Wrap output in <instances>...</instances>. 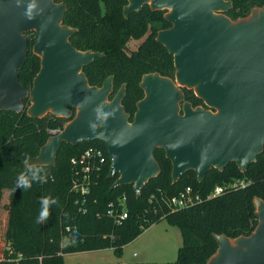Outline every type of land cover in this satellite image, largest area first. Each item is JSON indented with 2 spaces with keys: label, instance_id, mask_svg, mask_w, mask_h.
<instances>
[{
  "label": "water",
  "instance_id": "1",
  "mask_svg": "<svg viewBox=\"0 0 264 264\" xmlns=\"http://www.w3.org/2000/svg\"><path fill=\"white\" fill-rule=\"evenodd\" d=\"M34 4L31 18L28 6ZM148 4L166 10L171 26L156 41L173 55L175 77L143 75V97L130 121L112 77L89 85L83 67L98 51H81L69 38L75 29L62 23L66 6L55 0H0V112L42 117L52 113L70 120L51 135L31 165H54L59 148L99 140L110 159L111 188L131 184L136 195L160 172L154 157L164 150L172 183L194 171L201 181L211 168L235 163L240 171L264 149V7L237 20L224 14L230 0H127L123 14ZM34 32L32 53L40 66L27 89L19 80L29 51L26 33ZM193 89L207 108L184 100ZM257 224L247 236L215 235L216 252L205 264H264V200L255 197Z\"/></svg>",
  "mask_w": 264,
  "mask_h": 264
},
{
  "label": "trees",
  "instance_id": "2",
  "mask_svg": "<svg viewBox=\"0 0 264 264\" xmlns=\"http://www.w3.org/2000/svg\"><path fill=\"white\" fill-rule=\"evenodd\" d=\"M55 1L66 6L62 23L75 29L69 38L72 45L81 51L103 53L83 67L88 84L101 86L109 76L115 90L123 84L122 105L131 121L136 103L144 95L139 86L143 75L158 73L175 77L173 55L156 41L159 30L147 19L159 15L161 29L169 28L171 24L161 14L164 10H152L146 4L139 12L125 17L123 7L127 0ZM230 1L232 6L224 14L232 20L248 16L254 7H264V0ZM26 37L29 46L33 44L35 33L28 32ZM39 66V56L28 51L19 71V80L27 89L31 88ZM182 91L184 100L193 107L207 108L193 89L182 87ZM23 104L21 112H0V201L3 193H7L3 203L6 214L0 239L4 247L0 264H66L63 262L65 253L108 247L119 254L125 244L162 219L181 231L182 244L174 264H205L216 252L215 235L224 234L233 239L254 230L257 224L254 198L264 200V149L244 171L235 163H229L223 170L211 168L201 181L190 170L175 183H172L171 163L164 150L156 149L154 157L160 172L143 186L139 195L131 184L111 188L116 176H107L108 164L82 202L81 197L70 190L74 176L70 159L79 156L86 147L95 146L104 151L110 163L106 146L99 140L82 141L77 145L64 143L54 165H35L42 168L39 175L44 176L46 182L32 181L27 190L16 188L17 177L25 170V157L36 156L53 135L51 131L58 133L70 120L52 113L32 117L27 113L29 100L25 99ZM236 180L247 184L231 186ZM215 185L224 187L223 192L208 197ZM186 186L199 193L201 201L172 209L167 199ZM123 195L128 217L114 223L105 214L107 204ZM42 197L50 200V215L44 223H37L43 210ZM66 227H70L69 231Z\"/></svg>",
  "mask_w": 264,
  "mask_h": 264
},
{
  "label": "rangeland",
  "instance_id": "3",
  "mask_svg": "<svg viewBox=\"0 0 264 264\" xmlns=\"http://www.w3.org/2000/svg\"><path fill=\"white\" fill-rule=\"evenodd\" d=\"M166 12L164 10L161 13L164 19ZM159 17V15H151L147 18L148 22L157 27L158 30L161 29ZM32 45L29 46L30 53H32ZM122 87L123 84L115 90L113 86L110 99ZM6 195L7 193L4 192L0 201V239H2L1 233L6 214L3 206ZM62 241L65 242L66 238L63 237ZM181 244L180 229L162 219L158 223L150 225L138 237L125 244L119 254L109 247L98 250L76 251L63 254V262L66 264H174L178 247ZM3 249L1 240V254Z\"/></svg>",
  "mask_w": 264,
  "mask_h": 264
},
{
  "label": "built area",
  "instance_id": "4",
  "mask_svg": "<svg viewBox=\"0 0 264 264\" xmlns=\"http://www.w3.org/2000/svg\"><path fill=\"white\" fill-rule=\"evenodd\" d=\"M51 132L53 134L57 133L56 130H52ZM70 164L74 170L70 190L71 192L79 195L82 202H84L92 187L97 184L105 165L109 164L108 168H110V163H108L107 157L102 149L95 146H89L86 147L79 156L72 157L70 159ZM246 184L247 182L244 180H236L231 184V186L244 187ZM223 190L224 187L215 185L208 197L218 195L222 193ZM200 201V194L194 192L192 187L186 186L176 195L169 197L167 199V204L172 209H177L191 206ZM80 211L85 212V209L80 208ZM105 214L108 218H111L114 223H120L122 220L126 219L128 217V212L125 206V196L123 195L116 200L110 201L107 204ZM69 229L70 227L65 228L66 231H69ZM8 250L10 253V248H8Z\"/></svg>",
  "mask_w": 264,
  "mask_h": 264
},
{
  "label": "clouds",
  "instance_id": "5",
  "mask_svg": "<svg viewBox=\"0 0 264 264\" xmlns=\"http://www.w3.org/2000/svg\"><path fill=\"white\" fill-rule=\"evenodd\" d=\"M33 7L34 4H30L28 6L29 18H31V11ZM29 160L30 157L26 156L24 159L25 170L21 172L17 177L16 188L18 189H24V190L29 189L31 187L32 181L46 182L45 177L39 175V173L43 171L42 168L29 164ZM49 202L50 200L48 197L41 198V204L43 206V210L41 211L40 215L37 218V223H44L49 217L50 215L48 211ZM51 202L55 203V201H51Z\"/></svg>",
  "mask_w": 264,
  "mask_h": 264
},
{
  "label": "crops",
  "instance_id": "6",
  "mask_svg": "<svg viewBox=\"0 0 264 264\" xmlns=\"http://www.w3.org/2000/svg\"><path fill=\"white\" fill-rule=\"evenodd\" d=\"M152 225V224H151ZM147 229V228H146ZM138 237V236H137Z\"/></svg>",
  "mask_w": 264,
  "mask_h": 264
}]
</instances>
